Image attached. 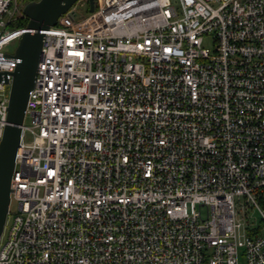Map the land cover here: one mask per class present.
Wrapping results in <instances>:
<instances>
[{
	"label": "built area",
	"instance_id": "obj_1",
	"mask_svg": "<svg viewBox=\"0 0 264 264\" xmlns=\"http://www.w3.org/2000/svg\"><path fill=\"white\" fill-rule=\"evenodd\" d=\"M85 5L41 30L0 264H264V0Z\"/></svg>",
	"mask_w": 264,
	"mask_h": 264
},
{
	"label": "water",
	"instance_id": "obj_2",
	"mask_svg": "<svg viewBox=\"0 0 264 264\" xmlns=\"http://www.w3.org/2000/svg\"><path fill=\"white\" fill-rule=\"evenodd\" d=\"M77 0L30 1L23 7L28 19L26 29L18 39L15 52L18 59L11 72L9 101L6 122L0 139V236L3 231L9 205L10 181L15 155L20 142L21 126L29 90L35 78L37 63L41 58L43 34L41 30L55 25L58 17ZM89 1V10L94 9V0Z\"/></svg>",
	"mask_w": 264,
	"mask_h": 264
},
{
	"label": "rangeland",
	"instance_id": "obj_3",
	"mask_svg": "<svg viewBox=\"0 0 264 264\" xmlns=\"http://www.w3.org/2000/svg\"><path fill=\"white\" fill-rule=\"evenodd\" d=\"M104 1L105 0H94V8L96 9V8L103 6ZM80 12H81L82 16L87 15L90 12L89 7L87 5L82 6L80 9ZM17 43H18V40L10 42L7 46H5V50L9 53H13L17 47ZM25 139L28 140L27 135L25 136ZM236 201H238V200L236 199ZM241 201H242V198H241ZM14 206H15V204L12 203V205L10 206L12 210L15 209ZM248 212H252V211H248Z\"/></svg>",
	"mask_w": 264,
	"mask_h": 264
},
{
	"label": "trees",
	"instance_id": "obj_4",
	"mask_svg": "<svg viewBox=\"0 0 264 264\" xmlns=\"http://www.w3.org/2000/svg\"><path fill=\"white\" fill-rule=\"evenodd\" d=\"M28 19L27 18H19L14 24L13 26H17V27H26Z\"/></svg>",
	"mask_w": 264,
	"mask_h": 264
}]
</instances>
